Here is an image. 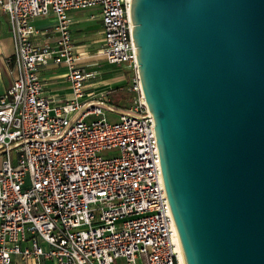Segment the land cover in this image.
<instances>
[{
	"label": "built area",
	"instance_id": "2783aa9c",
	"mask_svg": "<svg viewBox=\"0 0 264 264\" xmlns=\"http://www.w3.org/2000/svg\"><path fill=\"white\" fill-rule=\"evenodd\" d=\"M129 1L0 0L12 45L11 79L0 94V264L15 255L53 264H180L137 78ZM88 8L97 10L103 60L126 74L95 93L84 86L92 73L75 66L70 37L69 12ZM47 15L51 24L34 25ZM48 62L65 66V99L42 91L39 71Z\"/></svg>",
	"mask_w": 264,
	"mask_h": 264
},
{
	"label": "water",
	"instance_id": "95a60500",
	"mask_svg": "<svg viewBox=\"0 0 264 264\" xmlns=\"http://www.w3.org/2000/svg\"><path fill=\"white\" fill-rule=\"evenodd\" d=\"M182 264H264V0H130Z\"/></svg>",
	"mask_w": 264,
	"mask_h": 264
},
{
	"label": "crops",
	"instance_id": "0c3cea01",
	"mask_svg": "<svg viewBox=\"0 0 264 264\" xmlns=\"http://www.w3.org/2000/svg\"><path fill=\"white\" fill-rule=\"evenodd\" d=\"M80 11V13H77ZM71 18L70 37L72 51L76 56L75 66L82 68L85 72H91L84 86L87 92L106 91L109 88L123 82L126 78L125 71L117 65L107 64L100 53L102 42L101 26L95 8L74 10L69 12ZM52 15L42 17L33 21L36 27L49 25L53 22ZM37 43L44 40L37 38ZM12 50L11 40L8 32L5 16L0 13V94L8 86L11 74L6 65L7 58ZM65 66L61 63L48 62L39 71V79L43 93L53 99H65L70 95L68 83L64 78ZM113 93L118 99L112 101ZM108 98L115 107L121 105V96L117 92L108 93ZM116 109V108H115ZM10 264H53L50 260H41L35 263L32 259L22 260L19 256H12Z\"/></svg>",
	"mask_w": 264,
	"mask_h": 264
},
{
	"label": "rangeland",
	"instance_id": "374dc122",
	"mask_svg": "<svg viewBox=\"0 0 264 264\" xmlns=\"http://www.w3.org/2000/svg\"><path fill=\"white\" fill-rule=\"evenodd\" d=\"M77 13H80V11H77ZM40 19H42V17H35V18H34L35 21H38V20H40ZM105 118H106V120H108V121H113V120H115L116 116L114 115V113L112 114L111 111H105ZM102 153H103V152H102ZM107 154H110V153L107 152ZM116 263H117V264H122V260H121L120 258H118V259L116 260Z\"/></svg>",
	"mask_w": 264,
	"mask_h": 264
},
{
	"label": "trees",
	"instance_id": "16d2710c",
	"mask_svg": "<svg viewBox=\"0 0 264 264\" xmlns=\"http://www.w3.org/2000/svg\"><path fill=\"white\" fill-rule=\"evenodd\" d=\"M112 99H113L112 101L118 99V95H117L116 93H115V94L113 93V95H112Z\"/></svg>",
	"mask_w": 264,
	"mask_h": 264
},
{
	"label": "bare ground",
	"instance_id": "6f19581e",
	"mask_svg": "<svg viewBox=\"0 0 264 264\" xmlns=\"http://www.w3.org/2000/svg\"><path fill=\"white\" fill-rule=\"evenodd\" d=\"M179 260H180V261H179L180 264H182L180 252H179Z\"/></svg>",
	"mask_w": 264,
	"mask_h": 264
}]
</instances>
